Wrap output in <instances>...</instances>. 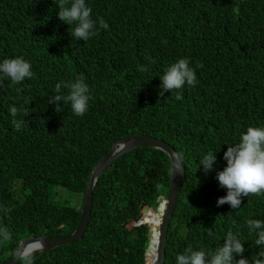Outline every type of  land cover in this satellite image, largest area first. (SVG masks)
<instances>
[{"label": "trees", "instance_id": "trees-1", "mask_svg": "<svg viewBox=\"0 0 264 264\" xmlns=\"http://www.w3.org/2000/svg\"><path fill=\"white\" fill-rule=\"evenodd\" d=\"M86 4L99 34L84 42L70 35L54 0H0V62L23 57L33 72L19 85L0 78V229L11 233L0 238V264L26 237L74 233L94 166L114 143L138 134L172 144L186 168L165 264H176L189 245L215 251L229 230L238 233L251 264L259 247L246 221L264 220V194L243 197L238 210L217 207L227 192L216 176L226 167L227 146L249 127L264 128V0ZM100 18L108 29L99 28ZM182 58L198 83L161 98L160 76ZM81 75L92 97L87 112L76 116L62 102L57 113L48 103L56 84ZM13 106L23 121L19 131ZM209 152L216 163L205 175L200 160ZM172 177L164 151L146 147L123 156L96 183L83 239L33 254V264H150V232L154 248L161 220L155 211L163 204L164 212ZM57 188L74 193V205L57 202Z\"/></svg>", "mask_w": 264, "mask_h": 264}, {"label": "clouds", "instance_id": "clouds-1", "mask_svg": "<svg viewBox=\"0 0 264 264\" xmlns=\"http://www.w3.org/2000/svg\"><path fill=\"white\" fill-rule=\"evenodd\" d=\"M59 6V19L70 26V35L77 41L87 42L90 38L99 34L96 22L91 18L92 9L87 6L86 0H54ZM72 25H75L72 28ZM109 25L99 19V28L108 29ZM197 67H202L198 65ZM140 72H146L147 67H138ZM33 76L32 66L23 57L5 59L0 62V78H7L13 85H19ZM161 85L158 95L163 98L165 93L182 89L185 85L195 86L198 81L195 70L190 67L186 58L179 59L164 70L160 76ZM62 88H67V95L62 94ZM20 91V89H17ZM90 96L89 86L85 83L83 75L78 76L74 82H61L55 86V94L48 98L49 104H55L57 113L63 111L62 102L69 103L76 116L82 117L88 110ZM171 99V97H170ZM176 100L182 99L180 95ZM14 130L19 131L23 121L16 119L18 109L13 106L9 109ZM62 130V129H61ZM60 130V131H61ZM226 167L217 173L216 179L227 194L220 197L217 207L225 204L231 209L238 210L243 197L260 196L264 194V128L249 127L243 133L238 143L227 146L224 152ZM216 163L215 154L209 152L200 160V165L205 175L214 170ZM177 174H183V169H177ZM163 207V206H162ZM246 226L249 234H255V245L259 251L251 257V264H264V220L248 219ZM0 238L4 241L11 239V233L6 228L0 229ZM223 245L213 252L205 250H193L189 245L183 252L176 256V264H250L249 259L244 258V244L239 239L238 233L229 230ZM36 248H43V244H36ZM33 249L25 246L18 252L19 264H33ZM240 256L239 260L235 257Z\"/></svg>", "mask_w": 264, "mask_h": 264}, {"label": "water", "instance_id": "water-1", "mask_svg": "<svg viewBox=\"0 0 264 264\" xmlns=\"http://www.w3.org/2000/svg\"><path fill=\"white\" fill-rule=\"evenodd\" d=\"M146 147L164 151L170 156L173 165L172 183L168 201L165 205V210L164 212L160 213L161 208H163V204H161L155 211V213L160 214L161 216L158 244L156 245V248H153V231H151L150 234L152 237L149 241L148 246V257H150V255L154 252V260L150 264H165L167 260L166 249L168 244L169 231L177 210L179 197L182 193L187 173L181 155L172 144L163 139H158L147 134L134 135L114 143L111 151L104 157H101V159L94 166L89 177L81 220L74 233L68 236L58 237H26L21 241L19 249L13 256V258L6 264H19L18 252L25 248V246H30L33 249V254H36L39 252L53 251L60 248V246H65L77 240L83 239L91 219L94 190L99 178L102 177L105 171L109 167H111L114 162H116L117 160H121L123 156L130 154L137 149ZM179 168L183 169V174L181 175L177 174V169ZM149 222H151V218H149ZM151 228L153 229L152 222ZM36 244H43V248H36Z\"/></svg>", "mask_w": 264, "mask_h": 264}, {"label": "rangeland", "instance_id": "rangeland-1", "mask_svg": "<svg viewBox=\"0 0 264 264\" xmlns=\"http://www.w3.org/2000/svg\"><path fill=\"white\" fill-rule=\"evenodd\" d=\"M55 193L57 194L55 200L59 202L60 204H66L67 202H70L71 204L75 202L77 199V196L74 195V193H70L66 189L63 188H57L55 190ZM82 199L80 198L79 201ZM77 204V203H76ZM74 205V204H72ZM79 205V203H78Z\"/></svg>", "mask_w": 264, "mask_h": 264}, {"label": "bare ground", "instance_id": "bare-ground-1", "mask_svg": "<svg viewBox=\"0 0 264 264\" xmlns=\"http://www.w3.org/2000/svg\"><path fill=\"white\" fill-rule=\"evenodd\" d=\"M158 240H159V230L156 234V237H155V243H154V248H156V245L158 244ZM154 260V252H153V257H152V261ZM151 261V262H152Z\"/></svg>", "mask_w": 264, "mask_h": 264}]
</instances>
